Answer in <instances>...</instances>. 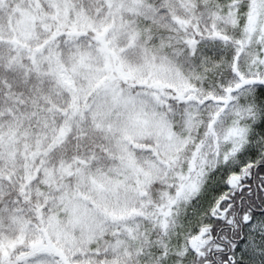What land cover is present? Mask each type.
<instances>
[{
	"label": "snow or ice",
	"instance_id": "snow-or-ice-1",
	"mask_svg": "<svg viewBox=\"0 0 264 264\" xmlns=\"http://www.w3.org/2000/svg\"><path fill=\"white\" fill-rule=\"evenodd\" d=\"M0 264H264V0H0Z\"/></svg>",
	"mask_w": 264,
	"mask_h": 264
}]
</instances>
